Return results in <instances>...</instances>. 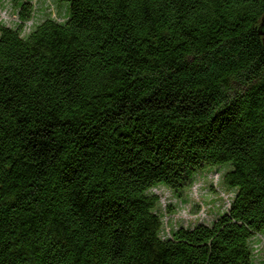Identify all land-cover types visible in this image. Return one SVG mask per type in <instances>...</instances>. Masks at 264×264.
<instances>
[{
  "label": "trees",
  "instance_id": "1",
  "mask_svg": "<svg viewBox=\"0 0 264 264\" xmlns=\"http://www.w3.org/2000/svg\"><path fill=\"white\" fill-rule=\"evenodd\" d=\"M5 1L0 264H256L264 0H63L38 23ZM211 167L226 210L166 232L153 190Z\"/></svg>",
  "mask_w": 264,
  "mask_h": 264
},
{
  "label": "rangeland",
  "instance_id": "2",
  "mask_svg": "<svg viewBox=\"0 0 264 264\" xmlns=\"http://www.w3.org/2000/svg\"><path fill=\"white\" fill-rule=\"evenodd\" d=\"M35 5L34 23L46 17L64 19L69 15L70 3L63 0H33ZM7 9V10H4ZM0 10L6 11L5 20L13 25L16 11L5 0H0ZM12 20V21H11ZM10 21V22H8ZM30 22L29 25H31ZM225 167H211L195 174L193 184L177 195L170 189L160 186L153 190L160 196V212L163 216V227L166 232L180 225L194 226L197 223L210 224L226 210L232 198V190L223 182ZM159 210V209H158ZM256 264L264 261V233L251 240Z\"/></svg>",
  "mask_w": 264,
  "mask_h": 264
},
{
  "label": "water",
  "instance_id": "3",
  "mask_svg": "<svg viewBox=\"0 0 264 264\" xmlns=\"http://www.w3.org/2000/svg\"><path fill=\"white\" fill-rule=\"evenodd\" d=\"M260 33L264 35V19L262 21L261 32Z\"/></svg>",
  "mask_w": 264,
  "mask_h": 264
}]
</instances>
